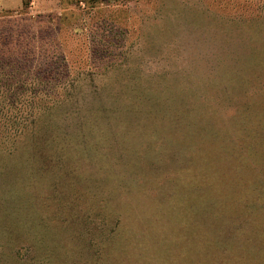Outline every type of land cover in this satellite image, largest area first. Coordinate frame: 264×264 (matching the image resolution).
<instances>
[{
    "label": "rangeland",
    "instance_id": "374dc122",
    "mask_svg": "<svg viewBox=\"0 0 264 264\" xmlns=\"http://www.w3.org/2000/svg\"><path fill=\"white\" fill-rule=\"evenodd\" d=\"M0 0V264H264V0Z\"/></svg>",
    "mask_w": 264,
    "mask_h": 264
},
{
    "label": "trees",
    "instance_id": "16d2710c",
    "mask_svg": "<svg viewBox=\"0 0 264 264\" xmlns=\"http://www.w3.org/2000/svg\"><path fill=\"white\" fill-rule=\"evenodd\" d=\"M26 3V1L25 0H23V5Z\"/></svg>",
    "mask_w": 264,
    "mask_h": 264
}]
</instances>
